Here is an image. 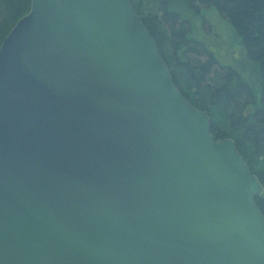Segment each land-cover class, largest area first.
<instances>
[{
	"label": "water",
	"instance_id": "obj_1",
	"mask_svg": "<svg viewBox=\"0 0 264 264\" xmlns=\"http://www.w3.org/2000/svg\"><path fill=\"white\" fill-rule=\"evenodd\" d=\"M31 1L0 45V264H264L262 182L131 1Z\"/></svg>",
	"mask_w": 264,
	"mask_h": 264
},
{
	"label": "trees",
	"instance_id": "obj_2",
	"mask_svg": "<svg viewBox=\"0 0 264 264\" xmlns=\"http://www.w3.org/2000/svg\"><path fill=\"white\" fill-rule=\"evenodd\" d=\"M130 1L157 42L175 85L208 113L215 140L233 139L264 188V0ZM31 4L0 0V45ZM209 7L233 27L240 42L231 59L193 29L192 19ZM254 200L264 213V191Z\"/></svg>",
	"mask_w": 264,
	"mask_h": 264
},
{
	"label": "rangeland",
	"instance_id": "obj_3",
	"mask_svg": "<svg viewBox=\"0 0 264 264\" xmlns=\"http://www.w3.org/2000/svg\"><path fill=\"white\" fill-rule=\"evenodd\" d=\"M192 25L196 35H199L205 44L215 41L216 51L228 55V59L240 51V42L234 35L233 27L218 13L215 7H209L196 14V17L192 19ZM223 57V62L228 63L227 59L225 60L226 57Z\"/></svg>",
	"mask_w": 264,
	"mask_h": 264
}]
</instances>
